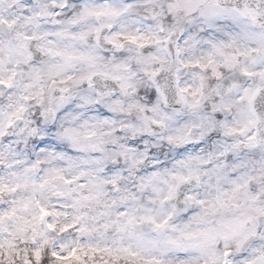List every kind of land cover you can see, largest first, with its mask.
I'll use <instances>...</instances> for the list:
<instances>
[{
  "label": "clouds",
  "instance_id": "obj_1",
  "mask_svg": "<svg viewBox=\"0 0 264 264\" xmlns=\"http://www.w3.org/2000/svg\"><path fill=\"white\" fill-rule=\"evenodd\" d=\"M0 264H264V0H0Z\"/></svg>",
  "mask_w": 264,
  "mask_h": 264
}]
</instances>
